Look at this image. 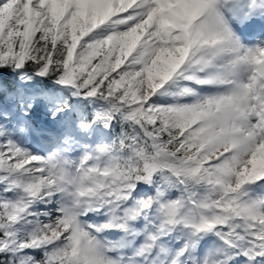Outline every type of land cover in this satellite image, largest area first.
Returning a JSON list of instances; mask_svg holds the SVG:
<instances>
[{
    "label": "snow or ice",
    "instance_id": "snow-or-ice-1",
    "mask_svg": "<svg viewBox=\"0 0 264 264\" xmlns=\"http://www.w3.org/2000/svg\"><path fill=\"white\" fill-rule=\"evenodd\" d=\"M0 264H264V0H0Z\"/></svg>",
    "mask_w": 264,
    "mask_h": 264
}]
</instances>
